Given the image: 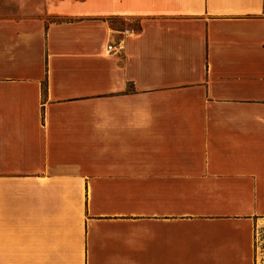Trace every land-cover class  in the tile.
<instances>
[{"label":"crops","instance_id":"crops-1","mask_svg":"<svg viewBox=\"0 0 264 264\" xmlns=\"http://www.w3.org/2000/svg\"><path fill=\"white\" fill-rule=\"evenodd\" d=\"M0 264H264V0H0Z\"/></svg>","mask_w":264,"mask_h":264},{"label":"built area","instance_id":"built-area-1","mask_svg":"<svg viewBox=\"0 0 264 264\" xmlns=\"http://www.w3.org/2000/svg\"><path fill=\"white\" fill-rule=\"evenodd\" d=\"M121 48V45L119 42H113V40H109L106 44V51L111 52V51H117Z\"/></svg>","mask_w":264,"mask_h":264}]
</instances>
